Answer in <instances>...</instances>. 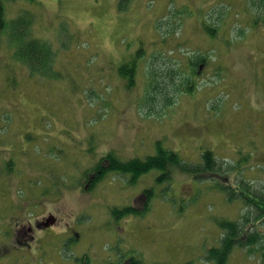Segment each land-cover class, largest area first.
I'll use <instances>...</instances> for the list:
<instances>
[{
	"label": "rangeland",
	"instance_id": "374dc122",
	"mask_svg": "<svg viewBox=\"0 0 264 264\" xmlns=\"http://www.w3.org/2000/svg\"><path fill=\"white\" fill-rule=\"evenodd\" d=\"M119 2L3 0L8 20L22 11L35 15L34 36L57 56L52 78L28 75L23 63L11 60L15 48L9 51L0 34V264H111L132 257L145 264H207V251L219 247L224 234L215 219L236 220L242 201H230L219 181L188 173L171 175L168 184L151 173L155 177L143 176L131 188L112 176L93 195L74 189L82 171L92 169L89 163L112 151L145 159L161 143L189 164L201 163L210 150L235 166L248 152L253 160L234 171L232 184L264 188V23H252L264 0H131L123 10ZM209 3L223 7L218 37L203 33L196 15L185 16L186 8ZM159 20L164 30L185 23L166 47L155 29ZM140 49L137 83L129 89L119 69ZM178 49L210 53L212 66L198 79L199 90L167 109L138 110L150 80L151 61H142ZM171 59L175 65L187 61ZM54 183L64 195L50 202ZM146 183L155 195L150 210L115 221L103 214L131 206ZM223 183L231 184L229 176ZM39 212L58 224L41 229ZM20 228L33 234L23 245ZM231 264L260 261L246 249L236 251Z\"/></svg>",
	"mask_w": 264,
	"mask_h": 264
},
{
	"label": "trees",
	"instance_id": "16d2710c",
	"mask_svg": "<svg viewBox=\"0 0 264 264\" xmlns=\"http://www.w3.org/2000/svg\"><path fill=\"white\" fill-rule=\"evenodd\" d=\"M123 1L126 3H121L120 7L127 5L131 0ZM33 20V15L28 12L20 14L14 20H7L2 0H0V32L8 37L9 45L12 44L10 47L13 50L15 48L14 57L27 67L32 76H46L53 71L55 52L51 44L33 36ZM220 20L221 17H219ZM182 24L183 22L181 21L176 22L170 28L164 30V33H166L162 40L163 47H166L168 38L174 35L171 31L180 28ZM204 29L209 37L217 35L218 27L214 24L208 25L205 23ZM159 35L162 36L161 34ZM159 52L162 53V51ZM143 56V50L140 49L137 57L120 69L123 76L128 78L129 75L132 77L129 80L131 86L135 83L133 75L137 63ZM184 57L187 58V61H179L175 65L168 62L172 60L170 57L161 56V63L164 67L162 70L156 66L157 57L150 63V80L147 84L146 97L143 99V103L146 106H150V110H155L156 103L161 108L162 106L170 107L177 97L192 95L195 92L197 79L201 71L200 68L210 62V53L196 52L192 56L185 54ZM159 74L162 76L161 80L157 79ZM249 158V156H246L236 166L226 167L224 163H221L216 158L213 151L207 150L202 154L201 163L189 164L185 163L177 152L166 149L161 143H158L157 153L145 159L132 158L125 161L115 152L107 154L94 167L96 175L92 180V188L101 184L111 174L129 176L131 186L136 185L144 175L153 171L162 173L157 182L164 179V176H167L166 180H170L172 169H177L182 173H188L193 176L196 175L200 180H205L206 176L210 178L217 177L218 179H215L217 182L226 179L228 173L232 170H240L241 166L250 161ZM105 161H107L106 164ZM234 185H223L221 183L218 186L220 190L227 194L230 201L241 200L246 211L234 221L227 219L216 220L217 225L224 231V236L219 247H214L207 251L205 260L207 264H231V257L236 248H249V253L257 255L260 264H264V188L256 189L244 182ZM154 197V192L151 191V196L144 203L145 211L150 210V201ZM142 214V211L132 207L123 211H113V216L119 218V220L124 217ZM24 228L28 229L26 226ZM28 231L24 230L25 235L22 234L23 238L18 234L19 238L17 240L20 245L33 239ZM130 264L145 263L139 257H132Z\"/></svg>",
	"mask_w": 264,
	"mask_h": 264
},
{
	"label": "bare ground",
	"instance_id": "6f19581e",
	"mask_svg": "<svg viewBox=\"0 0 264 264\" xmlns=\"http://www.w3.org/2000/svg\"><path fill=\"white\" fill-rule=\"evenodd\" d=\"M43 215V214H42Z\"/></svg>",
	"mask_w": 264,
	"mask_h": 264
}]
</instances>
